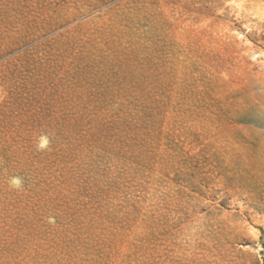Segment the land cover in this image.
Here are the masks:
<instances>
[{
	"label": "rangeland",
	"instance_id": "rangeland-1",
	"mask_svg": "<svg viewBox=\"0 0 264 264\" xmlns=\"http://www.w3.org/2000/svg\"><path fill=\"white\" fill-rule=\"evenodd\" d=\"M0 264H264V0H0Z\"/></svg>",
	"mask_w": 264,
	"mask_h": 264
}]
</instances>
